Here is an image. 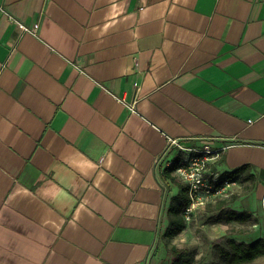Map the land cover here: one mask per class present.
<instances>
[{
    "label": "crops",
    "instance_id": "0c3cea01",
    "mask_svg": "<svg viewBox=\"0 0 264 264\" xmlns=\"http://www.w3.org/2000/svg\"><path fill=\"white\" fill-rule=\"evenodd\" d=\"M171 139L264 202V0H0V264H153Z\"/></svg>",
    "mask_w": 264,
    "mask_h": 264
},
{
    "label": "rangeland",
    "instance_id": "374dc122",
    "mask_svg": "<svg viewBox=\"0 0 264 264\" xmlns=\"http://www.w3.org/2000/svg\"><path fill=\"white\" fill-rule=\"evenodd\" d=\"M174 155L175 153L171 158H175ZM237 185L232 186L224 195L215 196L198 207L191 221H186V227L175 238L163 237L161 244L157 246L153 264H169V250L172 246L188 250L190 264H232L219 253L217 248L219 244L228 246L229 238L247 241L258 237L264 238V202L257 199L254 193L256 185L252 182ZM223 198L232 200L227 204L228 208L248 214L250 218L246 222L233 221L228 224L216 222L215 217L219 210L212 209L213 207L208 204L215 205ZM246 264H264V256Z\"/></svg>",
    "mask_w": 264,
    "mask_h": 264
},
{
    "label": "trees",
    "instance_id": "16d2710c",
    "mask_svg": "<svg viewBox=\"0 0 264 264\" xmlns=\"http://www.w3.org/2000/svg\"><path fill=\"white\" fill-rule=\"evenodd\" d=\"M179 158H175L172 164L166 166L163 169V176L165 180L170 183L177 185L180 189L179 193L176 194L169 206V213L171 214V220L168 228L163 233V236L167 239L175 238L187 225L184 217L185 207L190 202L189 188L185 181L175 173ZM246 167L236 170V173L242 172ZM235 174V172H234ZM230 176L236 179L229 173H222V176ZM253 176L245 178V181H252ZM232 200L223 198L218 200L215 205L209 203L208 205L212 209L219 210L215 217L216 222L231 223L233 221L246 222L250 216L245 213H238L237 210L228 208L227 204ZM221 256L225 257L232 264H246L250 263L257 258L264 256V238L258 237L254 240H237L236 238L228 239V246L218 245L217 246ZM170 260L169 264H190V254L186 249L172 246L169 250Z\"/></svg>",
    "mask_w": 264,
    "mask_h": 264
},
{
    "label": "built area",
    "instance_id": "2783aa9c",
    "mask_svg": "<svg viewBox=\"0 0 264 264\" xmlns=\"http://www.w3.org/2000/svg\"><path fill=\"white\" fill-rule=\"evenodd\" d=\"M20 26L23 31L31 32H36L38 28V24L29 27L20 23ZM130 106L134 108L133 105ZM169 147L176 151V158H179L175 173L189 188L190 202L185 207L184 217L190 222L198 207L215 196L224 195L237 183L236 179L228 175L222 176V173L212 168V164L221 157L228 145L222 147H215L212 143L186 145L179 140L171 139Z\"/></svg>",
    "mask_w": 264,
    "mask_h": 264
}]
</instances>
